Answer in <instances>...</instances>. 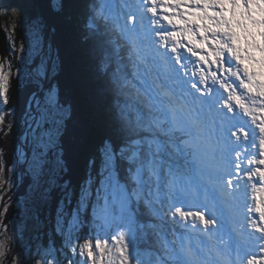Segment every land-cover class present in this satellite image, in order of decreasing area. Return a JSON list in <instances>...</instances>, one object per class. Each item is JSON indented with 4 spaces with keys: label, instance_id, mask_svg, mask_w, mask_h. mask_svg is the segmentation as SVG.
<instances>
[{
    "label": "snow or ice",
    "instance_id": "snow-or-ice-1",
    "mask_svg": "<svg viewBox=\"0 0 264 264\" xmlns=\"http://www.w3.org/2000/svg\"><path fill=\"white\" fill-rule=\"evenodd\" d=\"M49 7L61 15L75 0ZM82 7L83 19L68 21L87 67L68 91L84 108L77 116L74 100L61 102L64 85L46 72L43 99H35L34 124L53 128L34 137L30 170L40 189L55 152L40 195L53 187L63 195L54 229L62 243L38 248L34 264H264V0H82ZM62 67L54 61L52 72ZM11 76L8 57L0 62L4 105ZM5 119L0 109V131ZM66 121L68 148L60 143ZM100 132L77 190L63 179L66 153ZM14 173L0 150V202L11 200ZM0 231L8 225L0 222ZM8 251L0 239V257Z\"/></svg>",
    "mask_w": 264,
    "mask_h": 264
},
{
    "label": "trees",
    "instance_id": "trees-1",
    "mask_svg": "<svg viewBox=\"0 0 264 264\" xmlns=\"http://www.w3.org/2000/svg\"><path fill=\"white\" fill-rule=\"evenodd\" d=\"M17 1L20 0H14L13 2ZM49 2L50 0H32L34 7H39L41 12L45 28V41H47L50 27H52L54 31V41L56 45L55 61L59 60L63 65L62 70L55 73L57 79L62 85H64L60 93V100L61 102H64L65 100H74L77 105L78 116L84 108L85 100L80 95L73 96L70 94L68 91V85L76 83L77 73H83L84 69L87 67V61L83 60L81 57L80 43L77 38L78 34L76 27L74 25L70 27L68 15L72 14L74 19L79 17L82 20V14L86 12V9L82 7V0H75V7L68 8L65 10L64 14L58 15L50 9ZM101 31H103V29H101ZM7 36V31L0 24V62L8 57H11L13 62L9 103L7 105L3 104V111L6 114V119L3 130L0 131V150H2L3 158L7 164L13 167L16 160L15 153L17 140L22 129L23 119L29 106V100L36 92L40 93L39 98L42 100L45 86H43V77L38 72L40 62L39 54L32 55V53L28 52V56L25 57V63L20 65L18 63V56H15L14 58L10 53L13 51L17 52V50L15 48L13 49ZM104 38L107 39L108 37L105 36ZM22 40L24 41V39ZM16 47L18 46L16 45ZM17 68L19 70L18 75ZM98 103L105 104L106 101H104L103 98H100ZM9 125H11L10 131ZM65 127L67 131L61 136L60 143L63 144L65 148H68L72 143L73 122L66 121ZM33 134L34 137L37 136L38 132L36 129L33 131ZM101 135L102 132L90 139L86 146L76 147L71 153H66L70 167L64 174L63 179H70L72 187L77 190L79 185L88 176V160L95 155ZM31 156L32 151L30 150V158ZM30 158L27 161V164L31 160ZM23 174V182L20 184L18 191L13 197H11V200L6 201L5 203L8 205L6 215L4 214V209L0 215V222L8 225V231L6 233L0 231V239L10 234L12 223L18 221L20 217L17 202L26 200L24 204L25 206H28L29 204H32V201L34 200L32 196H28L31 190L32 178L27 166H24ZM52 190L53 192L51 193L50 200L47 203L40 205L38 209L40 221L38 220L39 230L37 231V234L38 237L41 235L40 238H42L44 243L48 238L59 246L62 243V238L54 231V229L57 204L63 193L59 187H54ZM73 203H75V200H73ZM41 224L43 227H40ZM88 231H90V229L85 228L80 233V236H86ZM31 243L33 244L34 241ZM30 253L31 249L29 255ZM9 260L10 255L7 253L6 260L3 264H8Z\"/></svg>",
    "mask_w": 264,
    "mask_h": 264
},
{
    "label": "rangeland",
    "instance_id": "rangeland-1",
    "mask_svg": "<svg viewBox=\"0 0 264 264\" xmlns=\"http://www.w3.org/2000/svg\"><path fill=\"white\" fill-rule=\"evenodd\" d=\"M13 1L14 0H0V24L7 31V37L13 49L15 48L17 50L13 57L15 58V56H18V63L20 65H23L26 61L25 57L28 56V52L32 53V55L39 54L40 62L38 72L43 77L44 72H46L45 70L48 69L50 50L48 48L47 41H45V28L43 25V19L41 17L40 9L39 7H34V5L32 4V0H20L17 2ZM22 39H24V41ZM16 45L18 47H16ZM21 45H23L22 52L20 50ZM10 53L13 55V52ZM54 58L53 62L55 61ZM52 67L53 63L49 71V78L55 74L52 72ZM35 106L37 107L36 103ZM0 109H3L2 103H0ZM37 113L38 115L36 119H39V112ZM52 128L53 125L50 121L43 122L39 128H37L35 124L33 125L32 129L29 131V145L32 151V156V141L34 139L33 131L36 129L38 132L37 136H39ZM24 133H22L21 137L25 135ZM21 142L24 143L23 141ZM18 150L20 153L19 157H17V164L21 163V160L24 157V152L21 146H19ZM32 156L31 158L29 157L31 160ZM54 156L55 152L51 153L48 156L49 164L45 166V174L40 179V189H37L34 183V177L30 170L31 160L28 162V164L26 163L25 165L28 167L32 178L31 190L28 196H32L34 200H31L32 204H29L28 206H25L24 204L26 200L17 202V207L20 211V217L18 221H14L12 223L11 231L9 234L10 236L8 235L9 237L5 236L4 238H2L6 241L7 246L11 249V251L7 252L10 255L8 264H13V257L17 254L21 255L24 258V264H34V256L37 249L42 246H47L53 242L51 239L47 238L44 243V241H42V238H40L41 235L38 237L37 231L39 230L38 223L40 221V217L38 216V209L40 205H42L43 203H47L51 198L52 190L49 194H47L46 197H41L40 192L43 189H47L49 187V177L51 175H54V173H50L47 171V169L52 166L51 162L54 159ZM13 168H15V165L13 166ZM40 227H43V225L41 224ZM84 237L85 236H81V239H83ZM32 241H34L33 244L31 243ZM30 249L31 253L29 255ZM5 260L6 257H0V264H3Z\"/></svg>",
    "mask_w": 264,
    "mask_h": 264
},
{
    "label": "water",
    "instance_id": "water-1",
    "mask_svg": "<svg viewBox=\"0 0 264 264\" xmlns=\"http://www.w3.org/2000/svg\"><path fill=\"white\" fill-rule=\"evenodd\" d=\"M47 45H48V48L50 50V56H49V59H48V69L46 70V73H47V76H49V71L51 69V65L53 63V58L55 57L56 55V45H55V41H54V32L52 30V27H50V30H49V34H48V38H47ZM47 79H45V75L43 76V86H45L47 84ZM39 97V93L36 92L32 95V97L30 98V101H29V107H28V110L25 114V117H24V120H23V125H22V129H21V132L19 134V137H18V141H17V147L21 146V148L23 149V152H24V157L21 161V163L19 165H17V163L15 164V173H14V177L17 175V174H20L21 175V181L20 183H14V187L12 188V190L8 193L9 196H13L18 188H19V185L22 183L23 181V167L26 163V161L28 160L29 158V152H30V145H29V141L27 140L29 135L27 136V139H26V142L25 143H22L21 142V135L22 133L24 132V129L27 127V123H26V118L29 116V115H33V119L30 123V126L29 128L32 129L33 125H34V119H36L37 117V111H36V107H35V99ZM8 199L5 198L4 201L0 202V214L3 210V205H5V202L7 201Z\"/></svg>",
    "mask_w": 264,
    "mask_h": 264
},
{
    "label": "bare ground",
    "instance_id": "bare-ground-1",
    "mask_svg": "<svg viewBox=\"0 0 264 264\" xmlns=\"http://www.w3.org/2000/svg\"><path fill=\"white\" fill-rule=\"evenodd\" d=\"M46 71V70H45ZM45 73V72H44ZM52 77V76H51ZM50 77V78H51ZM48 78H49V76H48ZM49 78V79H50ZM36 107V106H35ZM37 108V107H36ZM32 119H33V115H29L27 118H26V123H27V127L24 129V131H25V135H23L22 137H21V141H23L24 143L26 142V139H27V136L29 135V131L31 130L30 128H29V126H30V123H31V121H32ZM30 136V135H29ZM28 141H29V137H28V139H27ZM19 148V147H18ZM17 151L18 152H16V154H17V157H19V150L17 149ZM20 163H18L17 165H19ZM15 177H16V179H15ZM14 177V183H20V181H21V177H20V175L19 174H17L16 176Z\"/></svg>",
    "mask_w": 264,
    "mask_h": 264
}]
</instances>
